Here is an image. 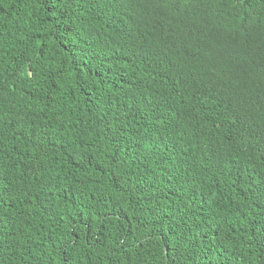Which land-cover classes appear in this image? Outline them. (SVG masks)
I'll return each instance as SVG.
<instances>
[{"label":"trees","instance_id":"trees-1","mask_svg":"<svg viewBox=\"0 0 264 264\" xmlns=\"http://www.w3.org/2000/svg\"><path fill=\"white\" fill-rule=\"evenodd\" d=\"M0 264H264V0H0Z\"/></svg>","mask_w":264,"mask_h":264}]
</instances>
